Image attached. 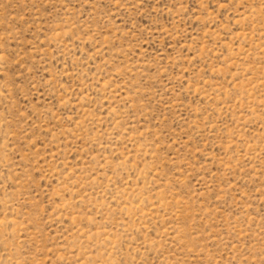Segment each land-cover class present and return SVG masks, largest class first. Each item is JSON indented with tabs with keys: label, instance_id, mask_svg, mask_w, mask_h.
<instances>
[{
	"label": "rangeland",
	"instance_id": "374dc122",
	"mask_svg": "<svg viewBox=\"0 0 264 264\" xmlns=\"http://www.w3.org/2000/svg\"><path fill=\"white\" fill-rule=\"evenodd\" d=\"M0 264H264V0H0Z\"/></svg>",
	"mask_w": 264,
	"mask_h": 264
}]
</instances>
